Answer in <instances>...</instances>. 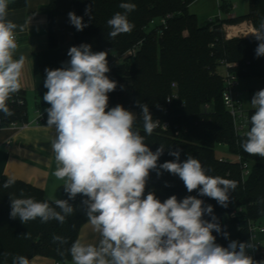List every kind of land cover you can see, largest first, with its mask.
<instances>
[{
	"label": "clouds",
	"instance_id": "obj_1",
	"mask_svg": "<svg viewBox=\"0 0 264 264\" xmlns=\"http://www.w3.org/2000/svg\"><path fill=\"white\" fill-rule=\"evenodd\" d=\"M8 4L9 0H0V112L5 116L12 115L8 101L21 89L27 62L25 55L16 56L17 30L22 32L24 26L7 18ZM119 7L124 12L107 21L113 38L134 28L128 13L135 10V4L122 2ZM91 11L86 8L85 15ZM68 17L77 31L87 27L74 12ZM251 34L259 41L256 56H264V21ZM67 55L70 59L62 67L45 69L43 101L50 105L45 110L47 128L55 131L51 140L56 162L53 174L64 182L68 199H55L53 207L48 201L10 196V218H19L23 224L37 218L41 223H64L75 211L69 200L81 195L87 221L99 240L94 244L74 241L69 249L72 264H257L247 254L253 244L231 240L224 247L216 243L213 231L225 239L228 233L222 231L212 205L205 206L193 195L182 200L172 195L163 202L154 192L145 195L150 172L155 170L157 176L162 172L178 176L189 193L198 191L199 196L227 207L236 181L208 175L192 155L181 161L180 150L169 151L174 160L158 164L165 147L160 145L153 152L134 127L137 116L122 105L108 107V94L117 87L106 75L110 71L108 53L93 52L91 45L81 44L71 46ZM250 104L254 112L241 147L251 156L264 158V89L255 92ZM138 106L144 132L151 135L160 121L153 118L147 104ZM13 183L9 178L3 186ZM165 186H169L167 182ZM206 214L211 220L204 219ZM52 239L67 243L60 236ZM12 264L30 261L18 255Z\"/></svg>",
	"mask_w": 264,
	"mask_h": 264
},
{
	"label": "trees",
	"instance_id": "obj_2",
	"mask_svg": "<svg viewBox=\"0 0 264 264\" xmlns=\"http://www.w3.org/2000/svg\"><path fill=\"white\" fill-rule=\"evenodd\" d=\"M194 0H73V12L87 24L82 31L74 27L73 46L91 45L93 52L110 48L121 56L138 42L142 47L134 60H124L110 64L112 57L107 55L110 71L106 75L116 81V89L109 93V109L122 105L135 112L137 120L134 127L145 137V143L155 152L160 145L165 147L158 164L174 160L169 151L180 150V160L188 155L197 158L210 176H220L237 183L235 191L230 192L227 207L220 206L216 200L199 196L198 191L189 193L182 180L168 172L157 176L155 170L150 172L145 195L149 191L163 202L172 195L182 200L188 195L197 196L206 205L213 206L223 232L228 233L225 239L222 233L213 231L216 243L227 247L231 241L229 225L239 228V242L250 239L251 223L264 221V158L246 153L241 143L244 136H237L233 119L223 101L224 84L217 73L220 61L234 64L232 69L242 80L262 79L264 81V56L257 57L255 49L259 43L255 37H236L227 39L224 22L249 20L255 29L264 21V0H249V11L244 16L230 19L206 21L199 25L195 14L188 7ZM122 2L135 4V10L128 13L129 21L134 28L129 33L111 37L107 21L117 12H124L119 5ZM17 1L8 4V9L23 6ZM91 7L89 15L85 9ZM231 5L223 0L220 10L228 13ZM48 15L50 44H56L55 24L58 11L56 0L40 9ZM171 15L167 28L159 35L156 30L147 31L153 19ZM177 85L178 99L169 104L172 85ZM123 86V88L121 87ZM147 104L154 119L169 123V130L155 129L147 135L143 129L142 109L138 106ZM12 115L5 116L0 112L1 127H11L27 120L25 93L19 91L8 101ZM47 119V113L44 114ZM226 145L229 151L240 157L241 162H220L216 148ZM249 163L251 173L243 178L242 164ZM9 178H0V264H12L13 257L22 255L29 261L36 256H44L69 264V249L79 238L82 226L87 223L86 209L77 195L69 203L75 211L67 216L64 223L51 220L41 223L39 218L21 223L19 218H10L11 197L34 198L37 201H48L53 207L54 201L47 199L41 189L27 183L16 181L5 188ZM169 186H165V183ZM23 194V195H21ZM11 196V197H10ZM68 199V194H65ZM242 209L235 217L231 214ZM59 210V209H57ZM204 219L211 220L207 214ZM30 234L25 238V234ZM65 238L67 243L53 242V236ZM8 253L7 256L4 254ZM264 259V255L262 256Z\"/></svg>",
	"mask_w": 264,
	"mask_h": 264
},
{
	"label": "crops",
	"instance_id": "obj_3",
	"mask_svg": "<svg viewBox=\"0 0 264 264\" xmlns=\"http://www.w3.org/2000/svg\"><path fill=\"white\" fill-rule=\"evenodd\" d=\"M17 1L23 2L24 5L8 9L7 18L17 25L24 26L22 32L17 30L16 56L23 54L27 58L20 89L26 97L27 120L24 124L0 128V178H11L41 189L45 197L51 201L65 199L64 182L58 180L53 174L56 162L51 150V140L55 131L47 128V124L37 125L36 122L39 116L47 113L45 110L50 107L43 101L47 91L43 86V80L46 78L45 69L60 68L70 59L67 52L74 43V26L69 22L68 13L73 12V0H56L58 15L54 46L49 40L48 15L40 11L42 7L49 4L50 0H9V4ZM247 24H249L247 27L249 35L254 36L251 34L255 29L254 26L249 22ZM235 27L226 26L227 39L240 37L231 32L240 29L239 26ZM261 89H264L262 79L241 80V94L245 107L252 108L251 97ZM232 229L235 230L236 238L231 237ZM238 232L237 225H229L231 240H238ZM78 239L83 243L94 244L99 240V235L87 222L82 226ZM261 239L264 243V237ZM54 263V259L44 256H36L30 260V264ZM69 264H72V261Z\"/></svg>",
	"mask_w": 264,
	"mask_h": 264
},
{
	"label": "built area",
	"instance_id": "obj_4",
	"mask_svg": "<svg viewBox=\"0 0 264 264\" xmlns=\"http://www.w3.org/2000/svg\"><path fill=\"white\" fill-rule=\"evenodd\" d=\"M235 6H231V9H235ZM171 18V15H167L166 17L160 19H153L150 21L149 26L147 27V31H154L156 30L159 35L163 34V30L167 28L168 20ZM222 19L221 16L218 17ZM18 43V39H17ZM143 41L138 42L132 48H130L127 52L118 56L113 52L112 49L108 48L107 53L111 55L112 60L110 64L120 63L124 60H134L138 52L142 47ZM234 64L229 63L225 60L220 61V65L217 69V73L221 77L223 84H224V91H223V101L225 107L229 114L231 115L236 131L237 136H244V132L250 127L249 118L253 114L254 109L245 107V104L242 99L241 94V78L232 71L234 68ZM173 92L171 96L167 99V102L170 104L172 100L178 99L177 94V85H172ZM254 96V95H253ZM251 97V100L253 98ZM159 120V119H157ZM159 126L157 129H161L162 131L169 130V123L168 122H161L159 120ZM37 125L39 124H47V119L45 115H40L37 120ZM2 126V119L0 118V128ZM238 157V156H237ZM220 162H227L224 158H219ZM230 162H241L240 157L237 158L236 161ZM243 170V178H247L251 173V167L249 163L244 162L242 164ZM242 209L234 211L231 216L235 217L238 213H240ZM249 233L250 239L248 243L253 244L252 248L247 249V254L250 255L257 264H264V243L262 241V237H264V221L259 223H251L249 226ZM54 264H62L61 262L55 261Z\"/></svg>",
	"mask_w": 264,
	"mask_h": 264
},
{
	"label": "rangeland",
	"instance_id": "obj_5",
	"mask_svg": "<svg viewBox=\"0 0 264 264\" xmlns=\"http://www.w3.org/2000/svg\"><path fill=\"white\" fill-rule=\"evenodd\" d=\"M227 4L231 6H237L235 9H230L228 13H225L220 10L221 5H223V0H194L188 7L191 14H195L199 25H203L208 20H213L221 16L223 20L225 19H232L236 16H244L249 11V0H225ZM228 15V18H226ZM253 25L251 21L241 19L240 22H224L223 28L225 32L226 26H239L240 29L234 32L233 35H240V37H254L249 35V31L247 27L249 24ZM235 27V28H236ZM226 33V32H225ZM226 35V34H225ZM135 114V112H133ZM216 156L218 158H224L229 161H236L237 156L232 154L226 145H219L216 148ZM235 230H231V237L236 238ZM234 234V235H233Z\"/></svg>",
	"mask_w": 264,
	"mask_h": 264
}]
</instances>
